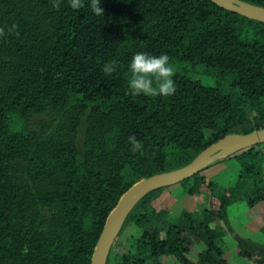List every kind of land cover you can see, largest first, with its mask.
<instances>
[{"label":"trees","instance_id":"obj_1","mask_svg":"<svg viewBox=\"0 0 264 264\" xmlns=\"http://www.w3.org/2000/svg\"><path fill=\"white\" fill-rule=\"evenodd\" d=\"M264 7V0H244ZM104 15L68 0H0V264H92L94 248L121 196L138 180L179 169L229 133L264 128V22L212 0H102ZM137 51L166 52L220 82L175 73L169 97L133 95L129 61ZM115 59L106 75L103 63ZM55 113L52 127L31 128ZM87 117L84 148L77 144ZM135 134L143 147L132 151ZM258 144L236 159L225 186L204 170L180 182L216 200L200 213L156 208L167 187L144 195L128 213L126 251L107 264H227L229 208L264 202V153ZM213 164V163H211ZM170 187V186H168ZM264 232V224L261 227ZM239 243L252 258L264 244ZM203 246L196 259L190 253Z\"/></svg>","mask_w":264,"mask_h":264},{"label":"rangeland","instance_id":"obj_2","mask_svg":"<svg viewBox=\"0 0 264 264\" xmlns=\"http://www.w3.org/2000/svg\"><path fill=\"white\" fill-rule=\"evenodd\" d=\"M176 72L180 70L187 71L190 75L199 78L204 83L209 85H217L220 82L213 75H209L203 72V68L199 66H192L188 62H176L173 63ZM175 72V73H176ZM131 76V75H130ZM58 119V115L52 112L36 115L32 119L30 126L33 129L41 130L45 127H52ZM87 129V117L85 116L80 124L77 144L80 148H84L85 134ZM260 149L264 153V145L260 146ZM232 150L224 152H216L211 158V163L209 167L219 166L218 163L214 164V161L227 156ZM213 165V166H212ZM226 167L223 170L217 172L215 175V180L219 181L222 185L228 186L235 182L239 173V162L236 159L226 160ZM207 168L205 169V171ZM205 173V172H204ZM197 195V194H196ZM216 199L211 196L210 193L200 192L196 198L189 194L181 183L171 185L163 190L160 196L155 200L154 205L156 208H167L171 211L173 215H179L183 208L193 209L195 212L200 213L204 208L210 205L212 201ZM195 205V207H194ZM248 220H254L251 226L254 227L252 232L249 234L243 232V228H247L246 223ZM264 224V202H260L254 206L248 205L245 201H239L229 208V230L224 236L223 248L225 250V257L227 259V264H261L260 261V251H257L255 256L252 258H244L240 256L237 252L236 247L239 243H243L247 248L250 247L249 239L256 241L258 243L264 244V232L259 229L257 225L263 226ZM251 227V228H252ZM137 228L133 224L129 226L121 235L118 237L117 242L114 245L113 253L116 251H126L128 249L129 243L127 235L129 233H136ZM203 246L196 245L195 249L190 253V257L196 259L197 253L202 249ZM164 264H174L175 259L173 257L164 256L162 257Z\"/></svg>","mask_w":264,"mask_h":264},{"label":"water","instance_id":"obj_3","mask_svg":"<svg viewBox=\"0 0 264 264\" xmlns=\"http://www.w3.org/2000/svg\"><path fill=\"white\" fill-rule=\"evenodd\" d=\"M220 7L264 22V7L244 0H212ZM264 143V128L249 133H229L208 145L187 165L169 172H163L142 178L135 182L121 196L117 205L110 212L104 228L94 248L92 264H107L111 248L121 230L128 213L147 193L159 188L175 185L208 168L216 152H223L228 145H233L232 152ZM231 152V153H232Z\"/></svg>","mask_w":264,"mask_h":264},{"label":"clouds","instance_id":"obj_4","mask_svg":"<svg viewBox=\"0 0 264 264\" xmlns=\"http://www.w3.org/2000/svg\"><path fill=\"white\" fill-rule=\"evenodd\" d=\"M72 9L79 10L85 7L86 0H68ZM92 12L97 16L104 15L101 6L102 0H87ZM55 7H60V0H53ZM118 61L115 59L103 63L102 71L106 75H111L117 71ZM131 73L128 81L130 91L133 95L162 96L169 97L176 91L175 72L176 69L166 52L160 54L137 51L129 61ZM131 150L142 149L143 145L135 134L128 137Z\"/></svg>","mask_w":264,"mask_h":264},{"label":"crops","instance_id":"obj_5","mask_svg":"<svg viewBox=\"0 0 264 264\" xmlns=\"http://www.w3.org/2000/svg\"><path fill=\"white\" fill-rule=\"evenodd\" d=\"M215 163H218V162H215ZM218 165H219L218 167L217 166H213V165H212L213 167H211V168L208 167L206 171L204 170V172H205L204 174L207 175L209 178L215 180L214 178H215V175L218 174L217 172H219L220 170L225 169V167L227 166L226 165V161H221ZM239 171H240V167H239L238 173H239ZM215 181H217V180H215ZM197 195H193V197L196 198ZM194 207H195V205H194ZM193 209H195V208H192L190 210H193ZM252 222H254V220H248V222L246 223L247 228H243V232H245L247 234H249L250 232H252V230L254 228V227L251 226ZM257 227L260 229L262 226L261 225H257ZM128 235H129V233H128ZM128 235H127V238H128ZM128 243H129V241H128Z\"/></svg>","mask_w":264,"mask_h":264},{"label":"bare ground","instance_id":"obj_6","mask_svg":"<svg viewBox=\"0 0 264 264\" xmlns=\"http://www.w3.org/2000/svg\"><path fill=\"white\" fill-rule=\"evenodd\" d=\"M233 149V145H228V146H226L225 148H224V151H228V150H232ZM223 151V152H224Z\"/></svg>","mask_w":264,"mask_h":264}]
</instances>
